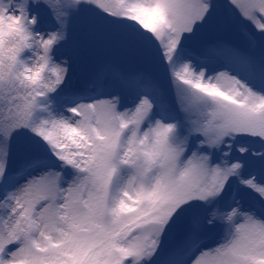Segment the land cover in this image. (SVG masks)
<instances>
[{"label":"snow or ice","instance_id":"snow-or-ice-1","mask_svg":"<svg viewBox=\"0 0 264 264\" xmlns=\"http://www.w3.org/2000/svg\"><path fill=\"white\" fill-rule=\"evenodd\" d=\"M0 264H264V0H0Z\"/></svg>","mask_w":264,"mask_h":264},{"label":"rangeland","instance_id":"rangeland-1","mask_svg":"<svg viewBox=\"0 0 264 264\" xmlns=\"http://www.w3.org/2000/svg\"><path fill=\"white\" fill-rule=\"evenodd\" d=\"M76 83H77V86H79V84H80V81H79V80H77V81H76Z\"/></svg>","mask_w":264,"mask_h":264}]
</instances>
